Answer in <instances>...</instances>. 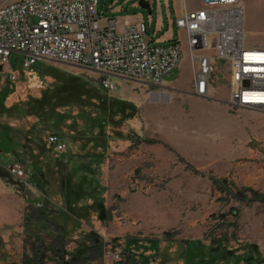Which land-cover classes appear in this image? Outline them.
<instances>
[{"label":"rangeland","instance_id":"obj_1","mask_svg":"<svg viewBox=\"0 0 264 264\" xmlns=\"http://www.w3.org/2000/svg\"><path fill=\"white\" fill-rule=\"evenodd\" d=\"M187 2L190 9L202 7V0ZM99 3L102 21L143 16L153 41L151 46L170 45L159 42L163 33L156 34L160 6L163 15L167 14L165 1L161 5L158 0ZM240 3L245 11L247 43L264 46V0H247L246 7L241 0ZM169 5L174 18L175 5L179 8L180 0H169ZM184 57L180 69L166 78L167 84L162 88L115 80L117 90L106 92L91 69L55 61H40L25 69L24 56H12L9 71L17 75V80L11 81L7 72L0 77V264L68 263L48 248L49 243L39 245L29 218L33 211L55 209L61 221L67 211L65 194L85 174L84 170L75 174L76 168L94 163V153L101 149H106V159L99 167L92 164L94 173L86 175L97 192L93 191L82 204L96 207V214L86 218L113 248L129 240L146 245V241L163 237L164 232L158 227L165 223L176 225L170 233L180 240L194 238L201 232L216 241L221 237L238 239L243 211L256 205L264 209V192L247 183L244 170L254 163L259 175L264 172V136L253 135L250 130L245 136L244 128L237 127L242 132L234 130L230 137H219L216 122L204 117L212 112L214 100L224 105L228 101L227 96L220 94L221 88L229 89L226 67L221 65L214 75L213 99H202L201 106H192L187 88L182 86L188 72L192 73L187 53ZM189 85L192 87V82ZM163 93L169 98L161 97ZM123 102L135 107L133 118L124 117ZM227 108L238 120L253 124L264 121V115L258 112ZM52 134L62 135L76 157H57L48 148ZM13 161L25 164L24 181L9 174L7 168ZM222 165L223 169L226 167L225 174H221ZM137 170L139 175L135 174ZM214 180L221 181L222 188ZM34 223L38 224L33 220ZM10 232L14 235L7 236ZM132 243L129 249L134 253L148 250ZM189 245L186 249L176 246V259L190 263L196 254L198 264H206L207 260H212L211 264L229 261L228 252L222 248L205 253Z\"/></svg>","mask_w":264,"mask_h":264},{"label":"built area","instance_id":"obj_2","mask_svg":"<svg viewBox=\"0 0 264 264\" xmlns=\"http://www.w3.org/2000/svg\"><path fill=\"white\" fill-rule=\"evenodd\" d=\"M182 1L183 12L175 24L184 40L180 37L167 46H151L143 16L102 21L99 0H3L0 77L7 72L11 81L17 80L8 69L12 56L18 55L24 56L25 69L40 61L91 69L106 92L117 90L115 80L162 88L187 53L194 96L213 99L214 75L222 65L228 74L227 106L232 111L264 115V46L247 43L240 0H202L198 9H189L186 0ZM48 144L55 155L68 149L58 135H50ZM7 169L17 180L27 177L20 161H13ZM104 253L105 260L114 263L124 255L112 244Z\"/></svg>","mask_w":264,"mask_h":264},{"label":"crops","instance_id":"obj_3","mask_svg":"<svg viewBox=\"0 0 264 264\" xmlns=\"http://www.w3.org/2000/svg\"><path fill=\"white\" fill-rule=\"evenodd\" d=\"M150 1V0H148ZM155 1V0H152ZM159 4L161 5L162 2H166L167 5V14L166 16L163 15L161 12V6H160V14H159V20L157 23L156 28V34L163 33L161 38H159V42L161 43H170L172 44L173 41H176V35H178V39L180 37L184 38V35L182 32L179 31V29L176 27L175 21L176 19L181 16L183 12V1L180 0V6L179 8L175 5L176 15L173 18L171 7L169 5V0H158ZM242 3L245 4L244 7H246L247 0H241ZM187 2V0H186ZM145 5L148 4L144 3ZM188 5V2H187ZM190 9V7L188 6ZM245 21V20H244ZM151 22V18L150 21ZM245 30V25H244ZM10 70V68L8 69ZM192 82V73L190 71L188 72V77L184 80H182V86L187 88V95L189 96V102L192 106H201L202 99L194 96L192 94V87L189 85ZM167 84V83H165ZM219 90V89H218ZM223 94V96L229 95V89H220V94ZM158 94V91H153L152 94ZM216 90L214 92L215 96ZM219 96V93L217 94V97ZM219 99V97H218ZM227 105V104H226ZM217 102V99L214 100L212 105V112L209 114L207 113L204 118L207 120H212L216 122L218 126L217 134L220 137H230L231 135L235 134L234 130H237V127L244 128V132H242L245 136H247L246 130H250L253 135H256L259 137L260 134L264 136V121H260L256 124H253L246 121H241L235 118L233 115H230L228 112L227 106ZM259 124V125H258ZM253 128V129H251ZM260 128V131H259ZM238 133V132H237ZM53 135V134H52ZM56 135V134H54ZM64 140V139H63ZM65 141V140H64ZM67 144V143H66ZM68 146V144H67ZM48 148L51 150L52 147L48 144ZM53 150V149H52ZM70 150V151H69ZM71 154V148L66 151V153L61 155H56L57 157L60 156H68ZM47 163V160L44 162ZM226 164V163H224ZM230 167V166H229ZM226 168V167H225ZM225 168L223 169V165L220 168V171L222 170L225 174ZM231 168V167H230ZM242 167H239V175H241ZM258 167L254 163L251 165H248L245 167V173H246V181L253 187H256L257 189H261L264 192V172L259 175ZM48 197V196H47ZM53 203L55 201L48 197ZM50 200H48L50 202ZM87 204L83 203L82 201L78 204V208L86 207ZM55 210V209H54ZM49 210L48 214L51 213L52 215H55L57 211ZM58 213V212H57ZM84 213V212H82ZM90 216H94L96 214V210L92 213L89 212ZM158 215H163L162 212H158ZM87 215V214H86ZM88 217V216H87ZM60 225L64 227V236H61L59 239L62 240L63 238L68 242L67 244V250L74 251L78 247L77 242L82 241L83 239H86L87 236L95 235L98 237H101L104 241V247L102 251V258L98 261L90 260L88 264H198L199 258L198 255H194L192 259H190V263L183 262V259H176V257L173 255L174 250L177 251L176 246H184L186 249L187 245L197 246L199 249L204 250L205 253H207L210 249L212 251H217L219 248L224 249L229 254V261L226 264H264V209H261L258 207V205L253 206L252 208H247L243 211L241 224L239 226L238 230V239L236 241H233V239L228 237H221L219 241H216L215 239L209 238L205 232H201V235L196 236L194 238L185 237L183 239H177L176 237H168L166 236V233H170V230L174 228L176 225H173L171 223H165L159 225L158 228L163 230V237L146 241V245H144L143 242L139 243L137 240H129L126 242L123 246H119L117 248H114L116 250L123 252V258L120 262L114 263L109 260H105V249L107 248V242L105 241L103 235H101L96 229H93V225H91L90 220L87 218L79 219L77 218L73 213H69V217L64 222L63 220L59 221ZM2 220H0V226H1ZM1 230V228H0ZM1 233V232H0ZM40 236H36L40 244L44 246V244L49 243L48 248L50 250L52 249V246L55 242V236H57L56 233H52L51 229H40L38 232ZM9 235H14V233L10 232L7 233ZM52 234V236H51ZM55 234V235H53ZM172 235V234H171ZM4 237V236H3ZM176 238V239H175ZM231 240V242H229ZM224 240H227L224 241ZM132 244H139L140 247L145 248L148 247V250L143 252H136L134 253L132 250L129 249L130 243ZM122 245V244H121ZM175 245V247H173ZM189 245V246H190ZM172 246V247H171ZM131 248V247H130ZM135 249V248H133ZM190 249L188 248L187 252H189ZM185 252V251H184ZM185 252V253H187ZM142 255V257H138L139 255ZM204 254V253H203ZM138 255V256H137ZM178 260V261H177ZM49 261V260H48ZM50 262V261H49ZM212 260H207L206 264H211Z\"/></svg>","mask_w":264,"mask_h":264},{"label":"trees","instance_id":"obj_4","mask_svg":"<svg viewBox=\"0 0 264 264\" xmlns=\"http://www.w3.org/2000/svg\"><path fill=\"white\" fill-rule=\"evenodd\" d=\"M39 103L41 104L43 102H39ZM119 103H122V102H119ZM123 103L125 106V116L124 117L133 118L135 116L134 114L135 107L131 105L130 103H126V102H123ZM109 106L112 107L111 104H109ZM115 126H117L118 128L120 127V125L118 124H116ZM81 134L85 136L84 132H81ZM117 135L120 136V133H117ZM59 136L62 139H64L62 135H59ZM67 136L68 138L70 137V135H67ZM74 138H76V136ZM120 138H123V137L120 136ZM135 141H133L134 145H136ZM149 143H153V142L149 141ZM105 152H106V149L105 150L101 149L100 152H95L93 156L94 163H86L84 165L82 164L76 168L75 174H78L79 172H82L83 170L85 174L81 178V181L79 180V183L76 184L74 188H69L67 193L65 194L67 211L70 213H73L79 219L80 218L83 219L89 216L90 209H92L93 211L96 210V207H93L92 205H87L86 207H82V208H78L77 206L81 201H83V199L88 200L89 198H91L92 196L91 193L93 191L97 192L96 189H92L93 182L90 181V183H88V176L86 175L94 173L93 169L91 168L92 164H95L96 166L98 165L99 167L100 163L106 159L107 152L106 153ZM67 157L74 158L76 156L75 154L73 155L71 152V154H69ZM108 157H109V154H108ZM188 168L190 169L192 167L188 166ZM139 173H140V170H137L135 174L139 175ZM196 174L198 173L196 172ZM214 182L216 185L222 188L223 185L221 181L214 180ZM45 208H47V206ZM37 211L38 212L36 213L33 211L32 216H30L29 220L30 221L32 220V222L29 224V226H32V228H34V230L31 228V230L35 232L34 233L35 236H40L38 233L40 229H51L52 233L57 234V236H55L56 237L55 242L52 246V252L55 254H58V258L61 257L64 261L67 260L68 262L67 264H88L90 260L99 261L102 258V251H103V247L105 244L103 242L104 240L101 237H98L95 235L87 236L86 239H83L82 241L77 242L78 247L76 248V250L69 251L67 250L68 242H66L64 238L62 240L59 239L61 236H64V227L59 224L60 222L57 217L58 215L60 216V214H58L57 212H55L56 216L52 215L51 213L48 214V209H39ZM67 211L63 212L62 220L64 222L69 217V213ZM33 220L34 222L36 221L39 225L36 223L32 224ZM166 236L172 237L171 233H166Z\"/></svg>","mask_w":264,"mask_h":264},{"label":"bare ground","instance_id":"obj_5","mask_svg":"<svg viewBox=\"0 0 264 264\" xmlns=\"http://www.w3.org/2000/svg\"><path fill=\"white\" fill-rule=\"evenodd\" d=\"M160 96H161V97H164V98H165V96H166V97L169 98V94H166V93H163V95L160 94ZM160 96H159V97H160ZM161 97H160V98H161ZM162 99H163V98H162ZM163 100H164V99H163ZM166 100H167V99H165V101H166Z\"/></svg>","mask_w":264,"mask_h":264},{"label":"water","instance_id":"obj_6","mask_svg":"<svg viewBox=\"0 0 264 264\" xmlns=\"http://www.w3.org/2000/svg\"><path fill=\"white\" fill-rule=\"evenodd\" d=\"M150 14H151V12H150Z\"/></svg>","mask_w":264,"mask_h":264}]
</instances>
